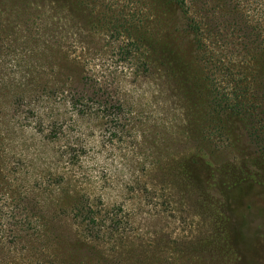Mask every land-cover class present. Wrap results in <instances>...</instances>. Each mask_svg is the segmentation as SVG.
Listing matches in <instances>:
<instances>
[{
  "label": "rangeland",
  "instance_id": "1",
  "mask_svg": "<svg viewBox=\"0 0 264 264\" xmlns=\"http://www.w3.org/2000/svg\"><path fill=\"white\" fill-rule=\"evenodd\" d=\"M50 261L264 264V0H0V264Z\"/></svg>",
  "mask_w": 264,
  "mask_h": 264
},
{
  "label": "trees",
  "instance_id": "2",
  "mask_svg": "<svg viewBox=\"0 0 264 264\" xmlns=\"http://www.w3.org/2000/svg\"><path fill=\"white\" fill-rule=\"evenodd\" d=\"M182 4H185V0H182ZM94 219V218H93ZM49 264H54V262H51Z\"/></svg>",
  "mask_w": 264,
  "mask_h": 264
}]
</instances>
